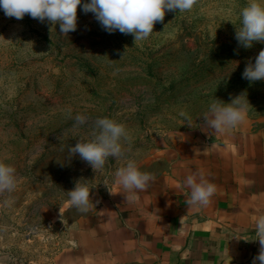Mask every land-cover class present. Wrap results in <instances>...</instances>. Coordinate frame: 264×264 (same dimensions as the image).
<instances>
[{
    "label": "rangeland",
    "instance_id": "obj_1",
    "mask_svg": "<svg viewBox=\"0 0 264 264\" xmlns=\"http://www.w3.org/2000/svg\"><path fill=\"white\" fill-rule=\"evenodd\" d=\"M247 3L196 0L189 11H166L136 42L109 34L81 6L67 36L59 24L0 10V162L18 177L11 193H0V264L50 261L77 181L87 183L90 197L117 188L114 174L125 158L110 157L94 171L78 154L67 157L88 137V128L74 127L77 114L122 124L126 157L141 171L165 166L157 153L170 134L203 132L202 115L215 99L230 103L245 93L247 115L264 119V80L242 78L264 43L245 49L235 39Z\"/></svg>",
    "mask_w": 264,
    "mask_h": 264
},
{
    "label": "crops",
    "instance_id": "obj_2",
    "mask_svg": "<svg viewBox=\"0 0 264 264\" xmlns=\"http://www.w3.org/2000/svg\"><path fill=\"white\" fill-rule=\"evenodd\" d=\"M202 130L168 136L157 153L165 166L142 170L154 180L135 202L117 186L92 195L87 213L70 206L47 264H252L255 219L264 215V119ZM190 174L216 185L206 207L188 209Z\"/></svg>",
    "mask_w": 264,
    "mask_h": 264
},
{
    "label": "clouds",
    "instance_id": "obj_3",
    "mask_svg": "<svg viewBox=\"0 0 264 264\" xmlns=\"http://www.w3.org/2000/svg\"><path fill=\"white\" fill-rule=\"evenodd\" d=\"M195 2L196 0H0V10L5 16L17 20L28 14L40 22L59 24L60 32L67 36L77 29V8L81 6V10L85 14L92 13L109 34L116 31L131 34L136 42L147 39L153 33L154 24L164 20L166 11H189ZM235 39L245 49L251 48L254 42L264 43V0H248L242 8L240 27ZM242 78L250 82L264 80V49L260 50L254 63L248 62ZM244 95L245 93L240 94L230 103L215 99L202 115L204 131L209 134L223 133L242 123L249 105ZM180 115L188 120L186 113L181 112ZM74 120V127L88 128V137L79 138L74 147H69L67 157L78 154L94 171L102 169L110 157L125 158L127 162L116 170L114 182L122 189L119 193L124 195L125 201L135 202L137 192L146 190L154 176L141 171L134 160L127 159V150L123 145L129 137L125 127L108 117L90 120L85 115L77 114ZM17 182L15 168L0 162V193H11ZM183 183L190 189L186 203L188 209L206 207L217 191L215 184L198 174L187 175ZM90 191L87 183L77 181L75 187L67 192L68 203L81 213H87L93 204ZM257 240L260 250L252 264H257V261L264 264V215L255 219V239L251 241Z\"/></svg>",
    "mask_w": 264,
    "mask_h": 264
}]
</instances>
